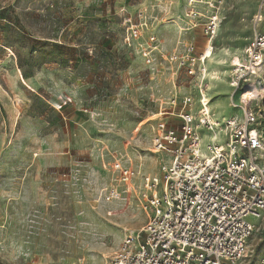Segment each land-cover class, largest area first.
<instances>
[{
	"label": "rangeland",
	"instance_id": "374dc122",
	"mask_svg": "<svg viewBox=\"0 0 264 264\" xmlns=\"http://www.w3.org/2000/svg\"><path fill=\"white\" fill-rule=\"evenodd\" d=\"M212 1L221 25L205 83L209 110L222 123L242 118L229 105V84L254 35H264V0ZM188 2L0 0V264H105L125 235L144 225L136 184L123 185L114 164L162 180L161 167L170 163L166 154L151 153L152 127L165 118L160 113L178 110L173 98L195 89L175 66H143L138 50L151 38L163 55L182 44L202 47L206 39L200 27L190 29ZM204 2L195 5L208 17ZM126 18L141 25L139 40L126 41ZM262 53L261 69L233 99L252 97L264 142ZM204 134L206 154L212 135ZM226 141L217 132L215 144ZM112 189L120 197L107 201ZM249 220L257 229L241 264H258L264 216Z\"/></svg>",
	"mask_w": 264,
	"mask_h": 264
},
{
	"label": "built area",
	"instance_id": "2783aa9c",
	"mask_svg": "<svg viewBox=\"0 0 264 264\" xmlns=\"http://www.w3.org/2000/svg\"><path fill=\"white\" fill-rule=\"evenodd\" d=\"M201 1L189 0L188 18L190 29L200 27L206 39L202 47L182 44L179 50L163 55L154 38L151 45L139 46L143 66L157 68L159 62H165L183 70L191 78L195 93L187 91L178 100L173 98L170 104L178 105V110L160 113L165 118L152 127L151 153H164L170 159L169 165L161 167L162 180L139 168L114 164L123 185L132 187L135 182L147 215L141 229L125 235L105 264H241L257 229L249 219L260 221L264 216V142L258 129L259 113L248 101L236 104L233 99V92L245 79L261 69L264 35H254L243 68L234 66L229 84L233 88L229 105L239 110L242 118L234 116L222 123L215 120L209 110L205 63L213 54L221 15L215 2L205 0L203 4L211 13L204 17L196 8ZM201 18L205 19L202 24L193 22ZM125 23L130 31L126 41L139 40L141 25L133 24L131 18ZM196 93L199 109L194 115L191 108ZM221 130L227 138L225 146L215 144ZM204 133L212 135V142L205 146L206 154L202 153ZM119 197L120 193L112 189L106 200ZM258 264H264V255Z\"/></svg>",
	"mask_w": 264,
	"mask_h": 264
},
{
	"label": "bare ground",
	"instance_id": "6f19581e",
	"mask_svg": "<svg viewBox=\"0 0 264 264\" xmlns=\"http://www.w3.org/2000/svg\"><path fill=\"white\" fill-rule=\"evenodd\" d=\"M239 67H242V68H243V64H240ZM242 99H244V100L247 101L249 98H247V95H245L244 98H242ZM209 100H210V98L208 99V101H209ZM248 104H249V102H248ZM143 209H144V206H143ZM247 257H249V256H248V253L245 254L244 259L247 258ZM244 259H243V260H244Z\"/></svg>",
	"mask_w": 264,
	"mask_h": 264
},
{
	"label": "crops",
	"instance_id": "0c3cea01",
	"mask_svg": "<svg viewBox=\"0 0 264 264\" xmlns=\"http://www.w3.org/2000/svg\"><path fill=\"white\" fill-rule=\"evenodd\" d=\"M139 168V167H138ZM140 169V168H139ZM141 170V169H140Z\"/></svg>",
	"mask_w": 264,
	"mask_h": 264
}]
</instances>
